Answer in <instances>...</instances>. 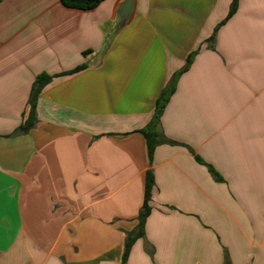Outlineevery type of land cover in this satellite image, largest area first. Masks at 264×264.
Here are the masks:
<instances>
[{"label":"crops","instance_id":"1","mask_svg":"<svg viewBox=\"0 0 264 264\" xmlns=\"http://www.w3.org/2000/svg\"><path fill=\"white\" fill-rule=\"evenodd\" d=\"M120 1H0V264H121L149 171L126 264H264V0H132L101 53Z\"/></svg>","mask_w":264,"mask_h":264},{"label":"trees","instance_id":"2","mask_svg":"<svg viewBox=\"0 0 264 264\" xmlns=\"http://www.w3.org/2000/svg\"><path fill=\"white\" fill-rule=\"evenodd\" d=\"M103 1L104 0H61L62 4L65 7L73 8V9H80V10H88V9L95 8ZM237 4H238V0H233L231 9H230V12L227 18H230L235 13ZM214 36L210 39L211 41H214ZM189 63H190V59L188 60V64ZM187 66L188 65H186L184 70L187 68ZM50 79L51 77L48 75H40L36 79V82L34 84L32 94L29 100L28 113L26 116L24 115L23 122L20 126L21 132L28 133L34 127L35 122H36V101H37L40 91L45 85H47ZM173 92H174V80L172 81L170 85L166 87V89L163 91L160 98L158 99L156 103V110L154 112V115L150 123L144 129L140 131L146 139L148 156H149L150 161L152 160L154 150L158 144L162 142L174 143L173 141L162 137L159 131L160 117ZM197 159L200 162H202L200 158H197ZM210 169L212 170V172L216 174V176H218V174L213 170L212 167H210ZM153 187H154V177H153L152 172L149 171L146 175L144 202H143V206L138 215L139 223H138L137 228L134 231L126 235L124 253L122 256L121 264H126L128 255L130 253V250L134 242L137 239L142 238L144 236L145 222L151 211L150 199H151Z\"/></svg>","mask_w":264,"mask_h":264},{"label":"water","instance_id":"3","mask_svg":"<svg viewBox=\"0 0 264 264\" xmlns=\"http://www.w3.org/2000/svg\"><path fill=\"white\" fill-rule=\"evenodd\" d=\"M132 2V0H121L114 12L113 18L103 24L104 41L101 53L108 51L114 38L130 24L133 14Z\"/></svg>","mask_w":264,"mask_h":264}]
</instances>
